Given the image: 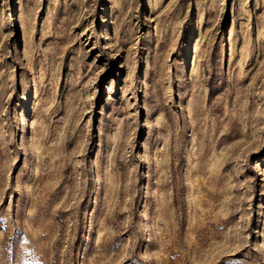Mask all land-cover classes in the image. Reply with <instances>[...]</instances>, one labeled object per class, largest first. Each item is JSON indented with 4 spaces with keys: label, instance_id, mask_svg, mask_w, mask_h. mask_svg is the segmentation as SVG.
I'll list each match as a JSON object with an SVG mask.
<instances>
[{
    "label": "rangeland",
    "instance_id": "1",
    "mask_svg": "<svg viewBox=\"0 0 264 264\" xmlns=\"http://www.w3.org/2000/svg\"><path fill=\"white\" fill-rule=\"evenodd\" d=\"M0 264H264V0H0Z\"/></svg>",
    "mask_w": 264,
    "mask_h": 264
}]
</instances>
